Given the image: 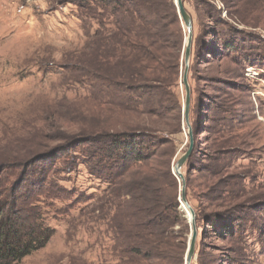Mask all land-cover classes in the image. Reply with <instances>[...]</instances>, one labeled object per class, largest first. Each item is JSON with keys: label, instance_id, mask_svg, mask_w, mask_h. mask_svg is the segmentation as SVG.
<instances>
[{"label": "rangeland", "instance_id": "obj_1", "mask_svg": "<svg viewBox=\"0 0 264 264\" xmlns=\"http://www.w3.org/2000/svg\"><path fill=\"white\" fill-rule=\"evenodd\" d=\"M94 1L0 0V168L31 164L10 186L34 193L54 231L20 264L129 262L112 207L142 196L149 209L159 192H177L179 201L174 166L189 148L190 130L193 153L181 173L196 220L192 225L180 203L184 216L173 229L184 231V256L196 231L192 264H264V0H183L194 35L190 127L183 22L181 65L165 103L173 111L151 118L133 105L140 111L125 112L93 95V79L76 61L91 65L94 35L114 22ZM90 2L92 9L84 8ZM143 129L173 144L142 164L115 156L111 135ZM44 159L51 166L35 182L29 176ZM173 236L167 240L175 243Z\"/></svg>", "mask_w": 264, "mask_h": 264}, {"label": "trees", "instance_id": "obj_2", "mask_svg": "<svg viewBox=\"0 0 264 264\" xmlns=\"http://www.w3.org/2000/svg\"><path fill=\"white\" fill-rule=\"evenodd\" d=\"M94 2L109 9L114 22L109 30H97L94 35L95 50L89 54L91 65L85 66L84 57L76 60L83 72L93 79V95L125 112L140 111L133 107L138 105L151 118L173 111L165 103L172 78L179 74L184 43L181 20L173 0ZM92 3L84 8L91 10ZM177 112L180 116L181 108ZM177 127L180 131V123ZM158 135L152 129H143L133 134L111 135L109 139L117 151L115 156L142 164L157 157L160 145L173 144V140L164 142L165 138ZM144 145L147 148H143ZM30 165L0 168V264H20L45 248L54 236V231L46 225L40 204L33 201L34 193L14 192L10 186V177ZM48 166H51L50 160L44 159L29 176L31 180L40 182ZM172 187L176 191L175 181ZM145 204L142 196L141 199L132 196L131 201L116 202L112 207L110 218L116 238L118 242L124 240L122 251L129 260L125 264H159L162 260H165L163 264H184L185 237L183 244L181 240L184 231L178 234L173 230L184 216L177 192L164 196L159 192L154 195L149 209L143 208ZM182 221L188 227L186 220ZM162 232H167L163 238ZM173 235L177 237L175 243L167 240Z\"/></svg>", "mask_w": 264, "mask_h": 264}, {"label": "water", "instance_id": "obj_3", "mask_svg": "<svg viewBox=\"0 0 264 264\" xmlns=\"http://www.w3.org/2000/svg\"><path fill=\"white\" fill-rule=\"evenodd\" d=\"M175 5L177 8L179 18L183 22L184 27L186 28L188 32V36L185 40L184 70L182 72V84L184 85L185 91H186L185 104H184V120L187 126L190 127L189 115H190V103H191V90L189 86L188 75H189L190 59H191V54H192L193 36H194L193 35V20L190 14L187 12L183 0H175ZM193 146H194V142H193V137H192V131L190 130L189 148L179 158L176 165L174 166V174L177 175V177L182 182V190L179 196V202L181 203L182 208L187 212L189 216V220L192 225L195 224L196 215H195V212L192 206L189 204V201L187 199L185 180H184L183 174L181 173V170L187 163L188 159L191 157L193 153ZM196 242H197V232L193 231L190 236L189 242H188V247H187L186 255L184 258V264L193 263L195 254H196Z\"/></svg>", "mask_w": 264, "mask_h": 264}]
</instances>
